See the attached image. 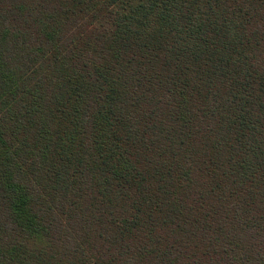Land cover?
I'll list each match as a JSON object with an SVG mask.
<instances>
[{
  "label": "trees",
  "instance_id": "1",
  "mask_svg": "<svg viewBox=\"0 0 264 264\" xmlns=\"http://www.w3.org/2000/svg\"><path fill=\"white\" fill-rule=\"evenodd\" d=\"M0 264H264V0H0Z\"/></svg>",
  "mask_w": 264,
  "mask_h": 264
}]
</instances>
